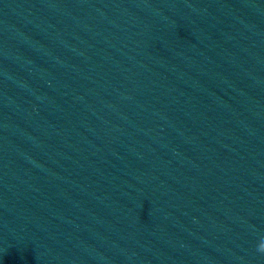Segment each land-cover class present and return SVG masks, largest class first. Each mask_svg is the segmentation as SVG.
Instances as JSON below:
<instances>
[{
	"label": "clouds",
	"instance_id": "clouds-1",
	"mask_svg": "<svg viewBox=\"0 0 264 264\" xmlns=\"http://www.w3.org/2000/svg\"><path fill=\"white\" fill-rule=\"evenodd\" d=\"M258 251L264 253V240H262L258 245Z\"/></svg>",
	"mask_w": 264,
	"mask_h": 264
}]
</instances>
